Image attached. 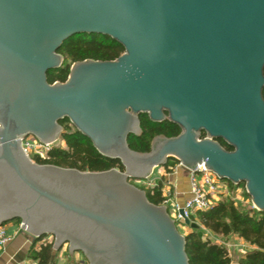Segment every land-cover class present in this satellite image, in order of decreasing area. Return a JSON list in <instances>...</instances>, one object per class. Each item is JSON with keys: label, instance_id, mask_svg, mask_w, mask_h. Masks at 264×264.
Segmentation results:
<instances>
[{"label": "water", "instance_id": "water-1", "mask_svg": "<svg viewBox=\"0 0 264 264\" xmlns=\"http://www.w3.org/2000/svg\"><path fill=\"white\" fill-rule=\"evenodd\" d=\"M78 36L124 54L77 63L65 84L49 85ZM263 92L264 0H0V228L19 222L34 243L51 237L54 253L68 246L88 264H189L167 209L130 182L169 161L193 174L203 166L243 185L264 213ZM140 116L181 134L132 152ZM64 121L124 173L34 164L22 143L54 146Z\"/></svg>", "mask_w": 264, "mask_h": 264}, {"label": "trees", "instance_id": "trees-1", "mask_svg": "<svg viewBox=\"0 0 264 264\" xmlns=\"http://www.w3.org/2000/svg\"><path fill=\"white\" fill-rule=\"evenodd\" d=\"M63 58V65L57 72L47 75L49 85L56 83L65 84L69 77L70 69L77 63L86 61L114 62L123 54L124 50L117 43L108 38L97 36H78L66 42L58 53ZM71 64L69 67L68 64ZM264 99V92H263ZM142 136L134 137L127 141L132 152L138 154H149L152 141L157 137L175 139L180 136L181 131L168 122L160 125L151 124L147 116H140ZM63 133L59 142L61 146L52 148L47 159L42 161L33 158L32 161L38 166H51L63 170H74L80 173L101 174L112 170L124 173L119 162L102 158L93 148L92 144L79 134L68 121L60 123ZM201 135V139H205ZM218 144L226 152H232L222 141ZM177 162L169 161L164 169L170 172ZM131 181L130 184L132 185ZM230 191L236 190L229 183ZM146 194L148 202L155 207H164L162 198V184L151 189H139ZM20 227L19 222L12 223ZM193 224L198 230H191L185 237L186 255L189 264H232L228 251L211 241L204 232L213 235L223 241L236 238L246 246L252 248V252L243 256L238 264H264V213L254 210L245 211L237 207L231 199H224L209 212L197 214ZM11 225V224H9ZM45 237L40 241L33 242L27 256L28 264H56L58 253L53 252L52 244H43ZM53 239V238H52ZM34 241V240H33ZM54 241V240H53Z\"/></svg>", "mask_w": 264, "mask_h": 264}, {"label": "built area", "instance_id": "built-area-1", "mask_svg": "<svg viewBox=\"0 0 264 264\" xmlns=\"http://www.w3.org/2000/svg\"><path fill=\"white\" fill-rule=\"evenodd\" d=\"M52 147L53 146L43 147L33 138H29L22 143V149L31 161L33 158L45 161ZM171 171L172 170H170V172ZM153 174L155 175V171ZM162 181V177L152 175L150 179L144 182H147L148 188L153 190L158 186V183H162ZM134 183L138 182L135 181ZM188 185L190 198L182 205L177 201V187L174 184L166 183L164 190H162L164 207L167 209L170 218L175 224L184 225V220L180 216V212H183L184 218L193 224V219L196 218L197 214L209 212L222 200L229 199L231 195L228 184L220 181L216 176L206 171L203 166L198 168L196 174L190 173ZM134 187L138 188L136 184ZM231 201L235 204L237 200L233 199ZM4 228L5 227L0 228V252L12 242V238L7 235ZM48 240L53 241L52 238H48L42 243L45 245L49 244L47 242Z\"/></svg>", "mask_w": 264, "mask_h": 264}, {"label": "rangeland", "instance_id": "rangeland-1", "mask_svg": "<svg viewBox=\"0 0 264 264\" xmlns=\"http://www.w3.org/2000/svg\"><path fill=\"white\" fill-rule=\"evenodd\" d=\"M68 65H69V67L71 66L70 63ZM60 143L61 142L56 143L52 148L60 147L61 146ZM170 170H172V171L168 172L166 169H164V170L158 169V170H155V175H157V177L164 176L165 178L168 179L170 176H174L177 173L178 174L177 177H180L181 180L186 182L189 179L190 173L188 171H186L185 169H183L180 166V164H177L175 167H173ZM157 171H158V174H157ZM155 175L153 174V176H155ZM166 182L167 181H162V183H161L162 184V190H164V186H166ZM135 184L138 186V189H148V187H149L147 182H138V183L132 182V186H135ZM229 199L237 200L235 205L237 207H241L245 211H252L253 210L251 200L247 197L246 192H245V187L243 185L238 187L236 190H232ZM176 227H177L179 234L184 238L191 232L190 228H187L182 224L177 223ZM204 235L207 238H210L213 243L224 247L228 251V253L231 257V260H232V264H238L240 259L243 257L244 252H247V249H244L245 244H243V243L239 244L238 243L239 240H237L236 238H231L227 241H223L219 238H215L213 235L206 233V232H204ZM47 242L49 244L54 243V241H52V240H48ZM55 262H56V264H88L81 254H75V255L70 256L68 253V246H64L61 253H59L57 255Z\"/></svg>", "mask_w": 264, "mask_h": 264}, {"label": "crops", "instance_id": "crops-1", "mask_svg": "<svg viewBox=\"0 0 264 264\" xmlns=\"http://www.w3.org/2000/svg\"><path fill=\"white\" fill-rule=\"evenodd\" d=\"M177 176L178 174L176 173L168 179L162 176V179L163 181H167L166 183H172L177 187V201L182 205L190 198L189 185L188 180L185 182ZM4 229L6 230L7 235L12 238V242L0 252V264H28L26 256L34 241L31 237L22 233L20 227L17 225L11 224L6 226ZM238 243L242 244L243 242L238 241ZM244 246V249H247V252H244L243 256L253 251L252 248L247 247L246 245Z\"/></svg>", "mask_w": 264, "mask_h": 264}]
</instances>
